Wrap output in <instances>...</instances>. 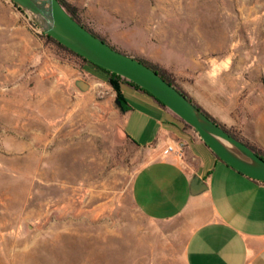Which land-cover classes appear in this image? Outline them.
I'll return each instance as SVG.
<instances>
[{"label":"rangeland","instance_id":"374dc122","mask_svg":"<svg viewBox=\"0 0 264 264\" xmlns=\"http://www.w3.org/2000/svg\"><path fill=\"white\" fill-rule=\"evenodd\" d=\"M67 1L119 51L160 57L181 89L195 61L217 63L247 92L264 89V0ZM43 34L0 0V264H186L184 220L149 219L133 202L149 155L126 137L114 89L99 92L107 75ZM77 79L91 89L79 92ZM135 91L122 87L137 107L126 133L146 140L157 126ZM33 136L43 141L30 145Z\"/></svg>","mask_w":264,"mask_h":264},{"label":"crops","instance_id":"0c3cea01","mask_svg":"<svg viewBox=\"0 0 264 264\" xmlns=\"http://www.w3.org/2000/svg\"><path fill=\"white\" fill-rule=\"evenodd\" d=\"M153 63L163 66L157 55ZM218 67L213 61L207 65L195 61L184 71L183 90L216 121L264 154V89L258 95L247 92ZM95 84L101 86L100 93L111 94L112 87L106 82ZM124 86L131 85L122 83ZM135 90L131 97L146 108L140 114L157 126V133L146 140L134 134L137 143L126 133L137 112L127 101L125 135L149 155L132 180L135 206L155 221L184 220L186 264H264V183L220 161L195 130L154 98ZM11 127L17 130L23 125L15 121ZM38 141L43 137L33 136L30 145H38ZM168 145H182L183 155H165Z\"/></svg>","mask_w":264,"mask_h":264},{"label":"water","instance_id":"95a60500","mask_svg":"<svg viewBox=\"0 0 264 264\" xmlns=\"http://www.w3.org/2000/svg\"><path fill=\"white\" fill-rule=\"evenodd\" d=\"M12 1L36 20L43 33L94 65L127 79L153 95L168 110L191 126L222 161L239 173L264 183L262 157L210 119L156 71L139 59L114 49L91 33L66 11L59 0ZM74 85L81 93H87L91 88L88 82L81 79H77ZM116 103L123 110L118 99Z\"/></svg>","mask_w":264,"mask_h":264},{"label":"trees","instance_id":"16d2710c","mask_svg":"<svg viewBox=\"0 0 264 264\" xmlns=\"http://www.w3.org/2000/svg\"><path fill=\"white\" fill-rule=\"evenodd\" d=\"M59 2L61 3V5L66 9V11L75 19L77 20L81 25H83L86 29H88L91 33H93L94 35H96L97 37L101 38L103 41H105L106 43H108L104 38L100 37L98 34H96L93 30H91L90 28H88L81 20L80 16H79V12L78 9L73 6L72 4H70L67 0H59ZM43 36L45 38H47L50 42H53L54 44H56L59 48H61L64 51H67L77 57H79L80 59H82V61L85 64H90L92 67L96 68L97 70L103 72L104 74L107 75L108 79L107 82L108 84H110V86L114 89V91L117 94V99L122 103V108L124 112L129 111V106L127 105V101L124 99L123 97V93H122V83H126L131 85L132 87H134L135 89L144 92L145 94L149 95L150 97L154 98L160 105H162L165 109H167L165 107V105L163 103H161L158 99H156L153 95H151L150 93H148L147 91H145L144 89H142L141 87H139L138 85L128 81L127 79L109 72L105 69H102L100 67H98L97 65H94L93 63H91L90 61H88L87 59L83 58L82 56L78 55L77 53H75L74 51L70 50L69 48L65 47L64 45H62L59 41H57L56 39H54L53 37L43 34ZM109 44V43H108ZM113 47V46H112ZM114 49H116L115 47H113ZM118 50V49H116ZM137 59H139L142 63H144L146 66L150 67L151 69H153L154 71H156L164 80H166L169 84L173 85L174 87H176L183 95H185L187 97V99H189L192 103H194L201 111H203L210 119H212L214 122H216L218 125H220L225 131H227L230 135L234 136L235 138L241 140L242 142L246 143L245 141H243L242 139L239 138V136H237L233 131H231L230 129L226 128L224 125L220 124L218 121H216L209 113H207L201 106H199L194 99H192L183 89H181L175 82L174 79V75L169 72L167 69H165L164 67H162L160 64L157 63H153L150 62L147 59L144 58H138L135 57ZM177 117V116H176ZM180 121H182L186 126L190 127L187 123H185L182 119H180L179 117H177ZM130 138V137H128ZM132 142L139 146L134 140H132ZM252 150L255 151L256 154H258L260 157H262L264 159V154L260 151H258L257 149H255L254 147H252L251 145H249L248 143H246ZM207 145V144H206ZM208 146V145H207ZM216 157L222 161L217 155ZM224 162V161H222ZM225 163V162H224ZM227 164V163H226ZM228 165V164H227Z\"/></svg>","mask_w":264,"mask_h":264},{"label":"built area","instance_id":"2783aa9c","mask_svg":"<svg viewBox=\"0 0 264 264\" xmlns=\"http://www.w3.org/2000/svg\"><path fill=\"white\" fill-rule=\"evenodd\" d=\"M170 153H175L179 156L183 155V146L179 145V146H174V145H168V147L165 149L164 154H170Z\"/></svg>","mask_w":264,"mask_h":264}]
</instances>
